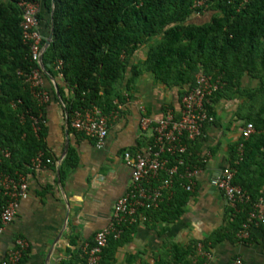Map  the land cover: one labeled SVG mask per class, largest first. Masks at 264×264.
<instances>
[{"label":"trees","instance_id":"1","mask_svg":"<svg viewBox=\"0 0 264 264\" xmlns=\"http://www.w3.org/2000/svg\"><path fill=\"white\" fill-rule=\"evenodd\" d=\"M21 1L0 0V148L10 151V156L2 159L0 170L9 174H29L39 152L52 157L46 141L49 103L40 105L28 82L36 69L44 79L48 76L33 60L31 47L23 38ZM28 1L41 7L39 23L47 29L41 31L45 37L42 45L53 24V39L43 61L48 75L62 74L68 91L63 87L59 91L70 125L78 109L97 106L104 115L111 114L117 108L115 100L125 99L120 86L131 90L143 71H151L167 85L186 86L183 96L199 75L211 76L220 81V88L205 103L213 120L205 123L203 133L209 124L219 123L220 102L238 100L234 121L241 127L252 124L254 132L248 138L240 134L229 144L227 165L235 172L233 184L245 190L252 202L264 198V0H207V5L197 8L195 0ZM205 13L210 14L207 21L190 22L193 15ZM143 45L149 46L146 60L131 64ZM60 60L63 67L58 71L55 66ZM246 76L256 84L245 85ZM32 115H41L37 132ZM202 137L195 141L185 138L188 148L180 157L190 168L206 165L199 142ZM177 157H170L171 165L176 164ZM76 164V152L70 148L62 171ZM184 169L181 166L180 172ZM187 182L176 176L157 208L139 209L147 216V225L164 223L162 230L166 232L181 219L192 195L185 188ZM4 204L0 190V211ZM250 207L248 203L239 204L236 210L229 207L232 220L202 241L204 247L209 249L222 239H238ZM137 225H124L122 237L110 240L101 264H116L117 248L132 240ZM164 246V254L158 255L154 264H190L198 257L197 240L187 244L169 240ZM26 258L25 251L20 263ZM81 259L78 246L75 257L64 264L80 263Z\"/></svg>","mask_w":264,"mask_h":264},{"label":"crops","instance_id":"2","mask_svg":"<svg viewBox=\"0 0 264 264\" xmlns=\"http://www.w3.org/2000/svg\"><path fill=\"white\" fill-rule=\"evenodd\" d=\"M209 17L208 13L193 15L190 22L203 23ZM44 26L40 30L45 33ZM148 51V45L138 48L131 64L145 61ZM244 84L255 85L256 81L246 76ZM43 85L51 95L46 141L52 162L28 174V195L20 201L17 214L0 234V260L18 238L25 239L27 258L20 264L69 263L78 246L93 241L96 232L110 222L116 201L130 188L132 169L124 153H149L154 131L152 127L141 126L142 116L159 120L169 109L179 116L186 88L167 85L151 71H143L131 90H126L124 84L120 86L125 99L115 100L117 108L108 115V135L99 143L69 124L66 104L59 91V87L68 91L63 77L48 75ZM237 106L235 99L220 102L219 123L209 124L199 141L206 165L196 167L192 195L181 219L166 232L162 230L164 223L154 226L138 223L132 240L117 248L116 264H154L157 256L164 254V244L169 240L180 244L197 240L196 264H230L236 257L243 264H264L262 227H253L243 242L222 239L209 245V249L202 242L232 220L226 196L211 181L227 166L229 144L241 134L239 121H234ZM66 144L68 151L75 150L77 164L62 171L68 155V151L64 154ZM160 182L157 179L151 185L156 187ZM166 193L163 190L162 196Z\"/></svg>","mask_w":264,"mask_h":264},{"label":"built area","instance_id":"3","mask_svg":"<svg viewBox=\"0 0 264 264\" xmlns=\"http://www.w3.org/2000/svg\"><path fill=\"white\" fill-rule=\"evenodd\" d=\"M207 0H195L194 7L207 5ZM247 2L248 0H244ZM22 9L21 27L23 38L31 47V55L34 61L39 60L44 48L42 42L44 34L40 30L38 13L40 5L34 1L24 0L20 3ZM63 62L60 60L55 69L60 71ZM62 76V74H59ZM44 77L40 70H34L28 76L34 97L40 105L50 100L48 89L43 87ZM220 88V81L213 80L211 76L202 74L196 78L194 86L189 89L182 98V109L179 116L169 109L165 116L154 120L148 115L141 118V126L146 129L152 127L154 137L149 148V153L141 152L124 153L126 163L132 169V181L130 188L116 201L113 214L107 226L97 231L92 242H85L80 245L82 259L76 264H101L103 251L111 239H120L124 233V225L133 223H144L147 216L139 213V209H154L162 201L163 190L169 191L176 179V176L187 179L185 188L193 190L196 177V167L190 168L180 155L186 153L188 141H195L204 135L203 128L206 122L213 120L205 109L206 101ZM33 128L37 132L40 129L41 115L31 116ZM108 115L93 106L90 108L78 109L74 112L71 124L83 132L86 136L95 139L97 142H104L108 135ZM254 132L252 124L248 123L241 128V135L248 138ZM177 157L176 164L171 165L170 157ZM10 151L0 148V165L3 158H8ZM43 152H39L32 160L31 169L40 170L48 163ZM185 169L180 172V167ZM235 172L228 165L225 166L211 181L212 185L218 188L226 196L228 206L237 209L238 205L250 204V210L246 220L238 232V239L243 242L250 236L253 227L264 228V198L251 201L250 195L240 186L233 184ZM27 173L9 174L0 170V190L5 197V204L0 211V234L6 224L11 222L17 214L19 203L26 198L29 191V179ZM160 180L156 187L151 185L154 180ZM252 202V203H251ZM27 242L18 238L14 246L0 260V264H20L24 252L27 250ZM190 264H196L193 260ZM230 264H243L240 257H236Z\"/></svg>","mask_w":264,"mask_h":264},{"label":"water","instance_id":"4","mask_svg":"<svg viewBox=\"0 0 264 264\" xmlns=\"http://www.w3.org/2000/svg\"><path fill=\"white\" fill-rule=\"evenodd\" d=\"M53 3H54V0H53ZM52 16H53V13H52ZM53 33H54V27H53V24H52L51 30H50V34H49V36L47 38V41H46V43L44 45V48H43V51H42V54H41V57H40V60H39V65H40L41 69L46 73L47 76H48V72H47V69L45 67V64H44V61H43V57H44L45 51L47 50V48L49 47V45L52 42ZM57 96H59L58 93H57ZM67 151H68V144H66V146H65L64 154H66Z\"/></svg>","mask_w":264,"mask_h":264}]
</instances>
